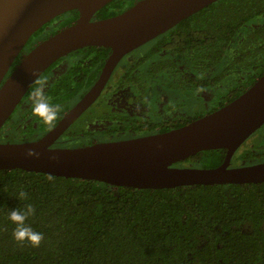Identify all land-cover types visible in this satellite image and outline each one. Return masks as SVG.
Returning <instances> with one entry per match:
<instances>
[{"label":"trees","instance_id":"16d2710c","mask_svg":"<svg viewBox=\"0 0 264 264\" xmlns=\"http://www.w3.org/2000/svg\"><path fill=\"white\" fill-rule=\"evenodd\" d=\"M171 32L222 71L264 72V0H217ZM50 175L0 170V264H264V183L132 189ZM28 204L38 248L21 247L8 218Z\"/></svg>","mask_w":264,"mask_h":264},{"label":"water","instance_id":"95a60500","mask_svg":"<svg viewBox=\"0 0 264 264\" xmlns=\"http://www.w3.org/2000/svg\"><path fill=\"white\" fill-rule=\"evenodd\" d=\"M107 1L0 0V127L36 76L71 50L88 44L111 47L114 60L217 0H138L120 14L91 20ZM72 9L80 10V16L38 42L2 82L28 38ZM263 122L264 73L221 108L161 134L81 148H49L59 126L40 140L0 143V170L22 169L135 189L262 182L264 163L238 169L224 165L175 168L171 164L205 149H233ZM28 148L39 152V157H27Z\"/></svg>","mask_w":264,"mask_h":264},{"label":"flooded vegetation","instance_id":"af4514ba","mask_svg":"<svg viewBox=\"0 0 264 264\" xmlns=\"http://www.w3.org/2000/svg\"><path fill=\"white\" fill-rule=\"evenodd\" d=\"M137 1L108 0L92 14L91 20L120 14ZM80 14L78 9L66 11L37 29L15 57L2 82L38 42L64 27H61L63 21L69 19L67 26ZM179 22L114 60L111 47L94 44L58 58L39 75L49 82L46 95L50 102L62 106L55 127L49 128L32 114L31 84L0 127V143L40 140L59 126L61 129L51 138L49 148H81L161 134L221 108L264 73L250 81L243 72L222 71L226 66L214 65L217 61L214 56L200 57L197 40L174 38L171 30ZM51 25L54 27L49 28ZM201 61L213 64L204 68ZM263 163L264 122L233 149L201 150L171 167L201 169L224 165L226 169H238ZM261 183L264 181L239 185ZM226 184L232 183L212 185ZM197 185L204 184L172 188Z\"/></svg>","mask_w":264,"mask_h":264},{"label":"clouds","instance_id":"9594fccd","mask_svg":"<svg viewBox=\"0 0 264 264\" xmlns=\"http://www.w3.org/2000/svg\"><path fill=\"white\" fill-rule=\"evenodd\" d=\"M32 75L36 76V73L33 72ZM32 84V91L29 94L32 114L49 128L55 127V122L62 111V106L60 104L51 103L50 98L46 95L49 87L47 79L36 76ZM198 91H203V89H198ZM138 108L139 106H137V109ZM26 156L38 158L39 152L35 149L28 148L26 150ZM48 179L51 181L54 177L50 175ZM19 198L27 199V193L21 190L19 192ZM35 211V208L31 204L26 205L23 210L15 209L10 211L8 218L15 225L13 237L21 247L27 243L33 248H38L44 240L42 233L34 231L33 228L26 223V221L35 214Z\"/></svg>","mask_w":264,"mask_h":264},{"label":"rangeland","instance_id":"374dc122","mask_svg":"<svg viewBox=\"0 0 264 264\" xmlns=\"http://www.w3.org/2000/svg\"><path fill=\"white\" fill-rule=\"evenodd\" d=\"M52 27H54V26H52V25H51V26H49V28H52Z\"/></svg>","mask_w":264,"mask_h":264}]
</instances>
